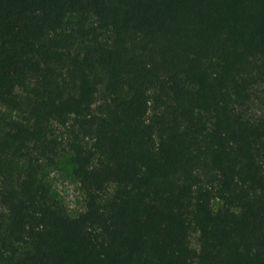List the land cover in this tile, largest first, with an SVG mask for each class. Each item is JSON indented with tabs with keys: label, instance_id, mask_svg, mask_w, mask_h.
<instances>
[{
	"label": "trees",
	"instance_id": "trees-1",
	"mask_svg": "<svg viewBox=\"0 0 264 264\" xmlns=\"http://www.w3.org/2000/svg\"><path fill=\"white\" fill-rule=\"evenodd\" d=\"M0 105V264H264V0H0Z\"/></svg>",
	"mask_w": 264,
	"mask_h": 264
},
{
	"label": "rangeland",
	"instance_id": "rangeland-1",
	"mask_svg": "<svg viewBox=\"0 0 264 264\" xmlns=\"http://www.w3.org/2000/svg\"><path fill=\"white\" fill-rule=\"evenodd\" d=\"M0 105V111H4ZM48 180L53 194L65 205L72 214H78L85 208L82 192L78 182L71 173V164L68 159H63L58 165L48 172ZM1 209V207H0ZM192 244L197 245V235L192 236Z\"/></svg>",
	"mask_w": 264,
	"mask_h": 264
}]
</instances>
